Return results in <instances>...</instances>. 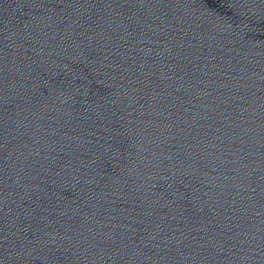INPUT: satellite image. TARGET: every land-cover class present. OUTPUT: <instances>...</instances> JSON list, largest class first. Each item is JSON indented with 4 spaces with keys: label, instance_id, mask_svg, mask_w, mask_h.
Instances as JSON below:
<instances>
[{
    "label": "water",
    "instance_id": "obj_1",
    "mask_svg": "<svg viewBox=\"0 0 264 264\" xmlns=\"http://www.w3.org/2000/svg\"><path fill=\"white\" fill-rule=\"evenodd\" d=\"M0 264H264V0H0Z\"/></svg>",
    "mask_w": 264,
    "mask_h": 264
}]
</instances>
